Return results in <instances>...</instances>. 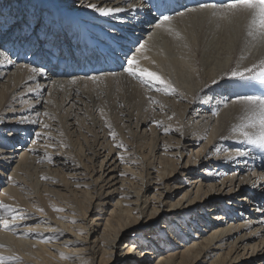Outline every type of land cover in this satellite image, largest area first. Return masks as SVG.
Segmentation results:
<instances>
[{"label": "bare ground", "instance_id": "bare-ground-1", "mask_svg": "<svg viewBox=\"0 0 264 264\" xmlns=\"http://www.w3.org/2000/svg\"><path fill=\"white\" fill-rule=\"evenodd\" d=\"M2 2H0V14H2L0 24L5 25L7 23L5 26V30H7L8 24H11L14 19L22 21L25 18H31L33 14L36 16L46 15L50 10H53L51 5L54 2H60V0H4ZM158 2L159 0H147L144 8L116 13L110 17H100L92 12H88L86 15L77 14L81 17L83 23L80 25L79 49L75 48L77 41L75 39L71 41L72 48L75 51L74 57L67 54L69 45L65 43L66 59L56 60L52 58L49 61L48 58H43L40 55L35 57L29 55L28 57H12L15 60L14 64L0 63V83L3 77L7 76L6 81L3 80V82L5 81L4 89L0 91V131H2L1 128L14 129L19 126L26 133H23L25 137L34 135L38 139L39 136L34 133L37 122L32 123L37 119L30 117L31 120H29L28 117L26 118L29 108L46 104L47 112L54 114V117L56 115L58 117V115L60 116V113L57 114L58 108L62 104L72 103L70 105L74 106L81 101L83 104L82 110L85 109L87 100L94 102L95 99L91 97L90 93H87V90L112 88L121 93V95L119 94L123 99L122 102L121 100L119 102L121 107L126 102H134L133 107H136L138 111L147 110L146 117L142 120L136 118L135 123L138 126L141 123H146V121L155 123L149 126L148 131L151 132L152 137L145 142L152 152L158 144V132L163 134L179 133L181 137H185L186 141L189 138L195 143L202 141L201 150L207 153L204 158L209 156L206 159L213 160H206L208 161V169L215 164L226 171H228L227 169L233 171L231 175L227 176L228 171L226 176L221 178L222 186L218 188L220 193L231 195L236 190L237 193L246 191L239 203L252 198L251 200L257 202L260 206V212L261 210L264 211V151L244 143V137L240 129L243 128L244 131H249L251 134H255L257 129H252L248 124L247 116L250 114L243 111L241 104L234 102L238 94H259V92L255 88L242 87L235 80L227 78L231 70L243 71L246 67H252L253 65L257 66L254 71L259 70L260 62L264 60V40L260 38L255 30H253V35L248 34L250 17L246 13L236 12L233 14L227 12L224 7L226 0H173L178 10L182 11L184 7H188L194 8L196 11L186 12L182 17L173 14V20L165 24L163 28L156 27L159 13L155 9H152L151 14L147 11L152 3ZM131 3H133V0H111V4L125 8ZM135 3L139 5L141 0H135ZM202 3L210 6L217 5L219 9L217 15L212 14L211 7L206 10L200 9L198 6ZM16 6H18L17 11L14 13ZM169 29L172 31H169ZM177 32L180 33L179 37L175 34ZM113 37L116 38L113 39ZM4 39H7V36ZM140 44L145 45L143 50H139ZM132 56L137 58L142 67L157 71L166 80L170 81L174 90L165 92L163 86L155 82L142 81L139 77L127 76L123 71V67L126 66V59H130ZM145 56L149 59L145 60ZM152 61L155 63H152ZM33 67L43 68L44 71L43 73H33L31 71ZM54 76L77 77L57 79ZM92 76H98L99 79L93 81L90 79ZM214 79L218 81L217 84L212 83ZM73 80L76 82L72 83ZM45 90L48 92V98L42 99V101L33 100L35 96H41ZM114 94L115 97L118 95V93ZM45 95L47 96V94ZM80 95L82 98H78ZM20 99L28 104V107L25 108L22 105L23 108H21L20 103L16 104ZM116 103L114 100L109 109L103 104H100L101 106L94 104V109L97 107L95 112L99 109L100 114L119 120L120 115L118 116V112L120 114L121 111H116ZM91 115H93L92 112ZM126 115L130 119V113ZM46 116L48 117V115ZM64 117L63 120L66 119ZM49 124H52V121ZM60 124L62 123L59 122ZM157 124L159 126L158 130L155 128ZM61 127L63 128L62 125ZM233 128L236 131H233ZM6 133V131L0 133V162L6 166L16 163L15 167H11L13 178L3 188L4 192L0 195V202L7 203L14 209L11 214L0 209V246H2L0 247V256L7 259V264H146L150 262V264H238L243 258L242 253L240 254L238 251L241 250L240 248L244 251L249 248L253 252L257 251L259 245L249 247L250 244L248 245L247 242L249 238L254 237V232L241 234L244 227H241L240 224L233 223L226 227H218L212 230L209 235H204L205 237L196 233L193 236L195 239L192 243L188 240V234H184L176 226L171 225L176 221L178 211H185L187 207L193 206L198 199H204L199 194L203 184L197 186L196 194H199L198 198L195 197L190 200L188 197L185 207L181 204V201L170 203V208L165 212L169 214L165 218L167 227L158 224L148 225L147 223L155 220L161 212L160 207L154 205L153 209L149 211L150 201L147 196L142 195L140 190L133 191L134 194L131 191L127 192L125 199L120 197L114 202L110 215L102 223L100 236L98 237V234L95 236L94 234L98 231L96 230L98 226L97 219H99L96 216H101V211L104 210L102 207L114 200L112 197L113 190H104L105 186L100 185L101 180L97 178L93 183H86V193L84 194L83 191L79 196L62 194L59 188L55 189L47 186V184L44 186V189L48 191L47 196L41 194L38 183L29 180L25 176L28 168L40 155L39 157L33 156L31 152L35 151L32 149L30 153L25 151L26 153L18 155L16 152L22 149L19 146L11 153V156L4 155L2 150L4 143L5 146L10 145V140H14V137L18 135L12 132ZM163 134L162 136H164ZM7 137H10V139ZM144 140H147V138L142 139V141ZM180 141L181 139L176 143L168 141V144L163 143V145L166 146L165 149L167 150H170V147L175 148L181 158L185 156L187 146ZM121 146L123 145L121 144ZM192 152L187 153L189 154L188 161ZM239 152H246L247 155H239ZM110 153H112V148ZM154 154L153 156H155ZM144 155L146 157L147 154ZM48 156L52 158L51 154ZM198 156L202 155L198 153ZM16 158L17 160H14ZM38 161H41V159ZM53 162L55 163V161ZM151 163L144 165L147 170L151 168ZM174 164L176 166V163ZM166 165L169 164H165V167ZM216 171L214 170V172ZM173 173H170L167 178H171ZM217 177L219 178V176ZM160 178H165V176ZM111 179L113 180V177ZM56 182L53 181L52 184ZM159 183L165 185V190H170V185L167 182L163 183V179ZM228 183L229 190L227 192L222 191ZM215 184L214 182L209 184L212 191L215 189L214 193L218 191L216 190L218 184ZM59 185L61 186V184ZM66 185L68 184L66 183ZM91 185L99 195L95 199L90 197L92 188L89 189V186ZM103 191L106 193H103ZM31 192L33 196L35 195L34 198H31L33 197L31 195L29 197ZM162 193L160 192V195H164ZM211 194L209 195L212 196ZM214 196L217 197L216 194ZM107 197H110L109 201L106 199ZM132 197L135 198L131 199ZM96 200L98 202L95 203ZM218 202V210L221 209L222 213L217 214L215 222H221L225 213L231 215L229 211L226 212L229 209H226L228 208L226 203L223 206L224 202L221 198ZM55 209H62V211ZM186 215L187 212L180 215L182 221H185ZM12 216H15L16 219L13 220ZM255 216L256 213L253 212L250 217ZM143 217L145 219L143 227L145 228L148 225V232L143 237L129 238L124 247L118 248L119 242L117 241L124 230L139 225ZM4 219L9 220V229L3 227ZM231 220H234L233 216ZM208 221H205V223L213 226ZM253 222L257 223V221ZM179 223L177 221V226H181ZM243 224L248 226L246 222H243ZM199 225L201 226V224ZM187 228V232H192L190 227L187 226ZM261 228L263 229V227ZM204 231L207 232V230ZM172 233L175 236H172ZM235 234H239L236 239H234ZM171 238H176L174 243L170 240ZM160 245L166 246L165 248L170 246L174 248L172 253L162 254L160 258L153 262L150 257L159 251L157 246ZM227 246L230 249L226 252L225 248L227 249ZM118 250L120 254H116ZM61 254L68 257V259H62ZM142 255L145 258H141Z\"/></svg>", "mask_w": 264, "mask_h": 264}, {"label": "rangeland", "instance_id": "rangeland-1", "mask_svg": "<svg viewBox=\"0 0 264 264\" xmlns=\"http://www.w3.org/2000/svg\"><path fill=\"white\" fill-rule=\"evenodd\" d=\"M2 1H4V0H0L1 3H3ZM15 3H17V1H15ZM17 7L18 6L15 7L14 13H16ZM6 9H8V8H6ZM2 11H4V9H2ZM0 16H2V14H0ZM6 25H7V23L4 26H6ZM8 25H10V24H8ZM74 77H77V76H61V77L56 76L55 78L61 79V78H74ZM6 79H7V76H4L1 83H0V91H2L4 89V84H5ZM3 80H5V81L3 82ZM87 91H88L87 93L88 94L90 93L91 97L93 99H95V101L93 102V101L87 100V104L85 106V109H82V110H81V108H83V104L81 101H79V104L77 103L74 106L70 105L72 103H68V104L65 103L64 105L63 104L60 105V107L58 108V112H57V114L60 113V116L58 115V117H57V115L54 117V114H52V113L49 114L47 112V109L45 107L46 104L45 105L43 104L44 108L41 104L38 107L29 108L26 118L28 117L29 120H31V118L32 119L35 118V120L37 119L36 120L37 126H35L34 133H37V132L42 133L43 132V134H44V135L42 134L43 136L40 135L38 139H36L34 135L25 137L24 134H26V133L23 130H21V128L19 126H18V128L15 127L14 129L13 128H1L2 131H0V133L3 131H6L7 132L6 134H9L11 132L14 134H18L16 137H14V140H10V145L5 146V143H4V146L2 148L4 155L11 156V153H13V151L18 146L20 148H22L19 150V152L18 151L16 152V154H18V155L26 153L25 151H27V152L29 151V153H30L32 150L35 151V152H31V153H33V156L35 155L36 157H39V155H40V157L37 158L33 162V164L35 163L37 166L35 167V164L34 165L32 164V166H30L31 168L30 167L28 168L29 173L28 172H27L28 174L25 173V176H27V178L29 180H32V181L38 183L39 192L41 194L47 196L48 191L44 189L45 184H47V186H51L55 189L59 188V190H61L62 194L78 195L79 196V195H81V193L83 191H84V194L86 193V191H87L86 186H85L86 183L87 184L93 183L95 180H97V178L98 179L100 178V180H101L100 185L102 184L105 186L104 190H109V189H110V191L113 190V194H112L113 196L112 197L114 198V200L108 202L107 205L102 207V208H104V210L101 211V214H102L101 216H96V218H99V219H97L98 220V224H97L98 226L96 227V230H98V231H96V233L94 235L96 236L98 234L97 235L98 237L100 236V233L102 231V227H103L102 223H104L105 218H107L110 215V213L113 209L114 202L117 201L118 198L120 199V197H121V199H125L127 192L131 191L134 194V192L136 190L137 191L140 190L142 192V195L144 194L145 196H147V198L150 201L149 211L153 209L154 205L157 206L158 208L160 207L161 212L157 215L156 219L150 221L151 223H147L150 226H154L157 224L162 226V225L167 224V223H165V222H167L165 218L168 217L169 214L165 213V212L170 208V206H171L170 203L181 201V204L184 206L185 204H187L186 201H187L188 197H189L188 199L191 200L195 197L198 198L197 196L200 194L202 196V198L204 197V199H201V200L196 199L197 201L195 202V204L193 206L187 207V209H185V211H181V210L178 211V214L176 215V221L174 223H172L171 225L176 226V228L180 229V231L184 232V234H188V236H189L188 240L190 241V243H192L193 240L195 239V237H193V236H195L196 233H198L199 235L202 234L203 236L204 235L207 236L212 232V230H214L218 227L219 228H222L224 226L226 227L227 225H231L233 223L237 224V225L240 224L241 227H244V229H242L243 231H241V234L254 232L253 233L254 237H252L251 239L249 238L247 241L248 245L250 244L249 247H253L256 244L259 246H258L256 252H253V250L249 247H248L249 249H247L246 251H244V249L240 248L241 250H238V251L240 252V254L242 253L243 258L239 261L240 263H238V264H264V253H263L264 252V249H263V247H264V211L261 210V212H260V210H259L260 206L257 204V202H254L253 200H251L252 198H248L247 201H241L239 203V200H241V197H243L246 194L245 193L246 191H241L240 193H237V190H236L235 192L231 193V195L227 194V193L222 195L220 193V191L218 190V188H220L222 186L221 178L226 176L228 171L229 172H228L227 176L231 175L233 173V171H230L229 169H227L228 171H226L223 168H221V166L215 165L214 162H213V164H214L213 167L208 169L207 168L208 167V163H207L208 161H206V160H211V159H206V157L208 158L209 156H206L204 158V156L207 155V153H206V151L205 152L203 151L204 152L203 153L201 150V147H202L201 145L203 142L201 141V142L195 143V141H193L192 139L190 140L189 138H187V141H186L185 137H183V136L181 137V135L179 133H164L163 134L162 132H158V136H157L158 137V144H157L156 148L154 149V151L152 152V150H150L151 148H149V145H146L145 142H147L151 139V137H152L150 134L151 132L148 130H149V126L152 124H155V123H152L151 121H146V123H144V124L141 123L139 126L135 123L136 118L142 120L146 117L145 113H147V110L142 109V110L138 111L136 109V107H133L134 102H132V103L126 102L121 107L119 105L120 100H121V102L123 101L122 97H120L121 93H119L118 91H116L112 88L96 89V90H90V91L87 90ZM101 92H102V94H101ZM114 93H116V94L118 93V95H116V97H115ZM45 94H47V96ZM48 96H49L48 92L45 90L41 96H35V98L33 100L34 101H42V99L45 100L46 98H48ZM111 96H114V97L111 98ZM51 97H53V96H51ZM78 98H82L81 95ZM114 100H115V102H117L116 103V107H117L116 111L117 112L121 111L120 114L118 112V116L120 115L119 120L114 119L111 116L107 117L105 115L100 114L101 112H99L100 111L99 109H98V111L95 112V109L97 107L94 109V104H97L98 106L100 104H103V106H105L106 108L109 109L110 106L112 105V102H114ZM18 103L21 104V106H20L21 108H23V106L25 108L28 107L27 106L28 104H26L21 99L16 104H18ZM56 105H58V104H56ZM43 112L44 113L47 112L48 117ZM91 112L93 113L94 116L91 115ZM127 113H130V116H131L130 119L126 115ZM61 114H63V115L61 116ZM88 115H89V117H88ZM64 116L66 117V119L63 120ZM100 116H102V117H100ZM49 117L51 118L52 124H49V123H51ZM40 118H41V120H40ZM42 118H44L46 120L44 121V119L42 120ZM79 118H80V120H79ZM55 120H56V123H55ZM57 120H59V121H57ZM108 121L110 122L111 125L109 124ZM59 122H61L62 124L59 125ZM27 123H25V124H27ZM53 123H55V124H53ZM113 123H114V125H112ZM45 124L48 127L42 126ZM66 124H67V126H66ZM97 124H98V126H97ZM58 125H59V127H58ZM61 125L63 126V128L61 127ZM95 126H96V128H95ZM103 126H105V127H103ZM108 128H109V130H108ZM155 128L159 129L158 124L156 125ZM46 132H48V133H46ZM113 132L115 133L114 137L110 134ZM50 133H51V135H50ZM97 133H99V134L97 135ZM162 134L164 136H162ZM53 135H55V136H53ZM118 137H119V139H118ZM145 137L147 138V140L142 141V139ZM177 137H178V139H177ZM7 138L10 139V137H7ZM179 139H181V141H180L181 143H184L187 146L186 151L184 153L185 156L183 155L184 157H181V158L179 157V154H177V152L175 151V148H171L169 146L170 148L169 147L168 148L170 150H167V149H165L166 146L163 145V143L168 144L169 142L176 143ZM64 140H65V142H63ZM94 141H96V142H94ZM98 142H99V146H98ZM62 143H63V145H62ZM105 144H106V146H105ZM121 144L123 146H121ZM139 144H141V145H139ZM70 145H72V146H70ZM11 146H13V147H11ZM139 146L142 148H140ZM111 148H112V153H110ZM138 148H140V149H138ZM4 149H5V151H4ZM199 150H201V151H199ZM190 151H193V152H192V155L190 157V160L188 161L187 159H189ZM45 152H47L48 155H50V154L52 155L53 161H55V163L52 161V158L48 159L49 156L46 155L47 153H45ZM187 153H189V154H187ZM198 153L201 154L202 156L197 157ZM43 154L45 157L43 156ZM120 154H122V155H120ZM144 154H147L146 157ZM153 154L155 156H153ZM172 154H174V155H172ZM46 156H47V158H46ZM43 157H44V159H43ZM40 159H41V161H38ZM14 160H17V158ZM56 160H57V162H56ZM7 161H10V160H7ZM50 161L53 163H51ZM133 161H134V163H133ZM190 161H191V164H190ZM211 161H213V160H211ZM149 162L150 163L152 162L151 163L152 165H151V168H148V170H147L146 166H144V165H146V163H149ZM194 162H195V164H194ZM41 163L43 166L41 165ZM153 163H154V165H153ZM174 163H176V166H174L175 165ZM186 163H188V164L185 165ZM165 164H169V165H166V167H165ZM162 165H164V166H162ZM15 166H16V163H12L11 166H6L0 162V183H1L0 195H2L4 192L3 188H5L7 186V183L13 178V176H12L13 170L11 169V167H15ZM34 167H35V169H34ZM173 167H177V168H173ZM206 170H208V171H206ZM214 170H217V171L214 172ZM148 171H150V172H148ZM207 172H209V173H207ZM170 173H173L172 177L167 178V176ZM183 173H185V174H183ZM44 174H45V176H44ZM216 174H217V176H219V178L216 176ZM28 175H30L31 177ZM38 175L41 177H39ZM74 175H75V177H74ZM161 176L162 177L165 176V178H166V179L162 178L163 183L167 182L170 185L171 188H170V190H168L169 192L167 190H165L164 184L159 183L160 180H162L160 178ZM42 177H46V180L43 179ZM111 177H113L114 181L111 179ZM208 177L211 179H209ZM213 180H215V181H213ZM53 181L54 182L57 181L56 183H53L55 185L52 184ZM209 182L211 184H213V182H214V184L216 183L215 185L218 184L217 185L218 187L216 186V190H218L216 193H214L215 189L213 191L211 190V186L209 185L210 184ZM220 182H221V184H220ZM57 183H58V185H57ZM66 183L68 185H66ZM75 183L80 184V185H76ZM191 183H192V185H191ZM59 184H61V186ZM199 184H203L202 189L200 190L199 194H196L197 188H198L197 186ZM224 187L225 188L222 189V191L227 192L229 190V183ZM89 189H91L90 190V195H91L90 197H93L94 199L99 197L98 192L95 191V189L93 190L92 185L89 186ZM42 190H44V192H42ZM160 192H163L162 194H164V195H160ZM33 193L35 194V192H33ZM77 193H79V194H77ZM103 193H106V192L103 191ZM186 194H188L187 197H186ZM209 194H211L212 196H210ZM214 194H216L217 197H215ZM30 195L33 196L32 192L29 194V197H31ZM34 196L31 198H34ZM109 198L110 197H107L106 199L109 201ZM134 198L135 197H132L131 199H134ZM220 198L224 202L223 206H225V203H226V206L228 207L226 209H229V210H226V212L229 211L231 215L234 212L236 213V214L232 215L234 220H231L232 216L229 215V213H225V214H223L224 219L221 222L220 221L215 222V218L217 217V214L222 213L221 209L218 210V207H219L218 201L220 200ZM96 202H98V200H96L95 203ZM244 206H248V207H244ZM181 212L182 213L187 212L185 221H182L180 218V215L182 214ZM253 212L256 213L257 217L256 216L252 217V218L250 217ZM229 216H231V217H229ZM252 220L257 221V223L255 224ZM144 221H145V219L143 217V218H141L139 225H136L135 227L131 226L128 229L124 230L123 234L120 235V239L117 241V242H119L118 248L124 247L125 243H128L127 240H129V238H133L135 236L143 237L144 234L148 232V230H147L148 225L145 228L143 227ZM177 221L180 222L179 225L181 224V226H177ZM200 221H203V222H200ZM205 221L210 222L211 224H213V226L206 224ZM247 221H249V222H247ZM243 222L248 223V226L250 223V226L248 227L246 224V226H247L246 227L243 224ZM199 224H201V226ZM220 224H222V225H220ZM165 226L167 227V225H165ZM187 226L191 228L190 230H192V232H190V233L187 232L188 231ZM261 227H263V229ZM204 230H207V232H205ZM205 233H207V234H205ZM171 235L175 236V235H173V233ZM171 235H169V236L171 237ZM238 235L239 234H235L234 239H236ZM175 239L171 238L170 240L172 241V243H174ZM261 242H263V244L260 245ZM240 245H241V243H240ZM163 246H161V245L157 246L158 247L157 249L159 251L154 255L150 254L151 255L150 258H152L151 260H153V262H155L158 258H160L162 254L165 255L168 253H172L174 247L170 246L169 248H165L166 246H164V247ZM176 246H178V245H176ZM229 249H230V247L227 246V249L225 248V251L227 252ZM261 249H263V250L260 251ZM243 253H245V254H243ZM116 254H120V251L118 250V253H116ZM141 258H145V256L143 257V255H142ZM146 258H148V257H146ZM150 263H146V264H150ZM115 264H117V263H115Z\"/></svg>", "mask_w": 264, "mask_h": 264}, {"label": "snow or ice", "instance_id": "snow-or-ice-1", "mask_svg": "<svg viewBox=\"0 0 264 264\" xmlns=\"http://www.w3.org/2000/svg\"><path fill=\"white\" fill-rule=\"evenodd\" d=\"M145 3H147V0H141V3L137 5L133 0V3L128 4L125 8L111 4V0H60V2H54L51 5L53 10H50L46 15L36 16L33 14L31 18H25L22 21L14 19L8 25L7 30H5L3 24H0V63L14 64L15 60L12 57H28L29 55L33 57L40 55L43 58H48L49 61L52 58L56 60L66 59L65 43L69 45L67 54L74 57L75 51L72 48L71 41L75 39L77 41L75 48L79 49L80 25L83 23L81 17L77 14L86 15L88 12H92L100 17H110L116 13L144 8ZM198 7L202 10L211 7L213 15H217L219 11L217 5L210 6L202 3ZM224 7L227 12L233 14L236 12L246 13L250 17L248 34L253 35V30H255L260 38L264 40V0H226ZM152 9L159 13L158 22L156 23L157 28H163L165 24L170 23L173 20V14L182 17L186 12L196 11V9L188 7H184L182 11L178 10L173 0H159L158 3H152L147 9L149 14H151ZM169 31L172 30L169 29ZM175 34L177 37L180 36L179 32ZM5 36H7V39H4ZM115 38L113 37V39ZM144 48V44L139 45V50ZM144 59L148 60L149 57L145 56ZM152 63L155 62L152 61ZM256 67V65L246 67L243 71L231 70L227 78L235 80L242 87L255 88L259 92V94H238L234 102L241 104L243 111L250 114L247 116L248 124L252 129H257L255 134L244 131L243 128L240 129L244 137V143L264 151V60L260 62L258 71H254ZM31 71L33 73H43L44 69L33 67ZM123 71L129 77H139L142 81L162 85L165 92L174 90L170 81L166 80L157 71L142 67L135 56L126 59V66L123 67ZM90 79L96 81L99 77L92 76ZM75 82V80L72 81V83ZM212 83L217 84L218 81L214 79ZM44 114L48 115L47 113ZM32 123H36V121H32ZM44 127L48 126L45 124ZM233 131H236V129L233 128ZM110 134L113 137L115 136L114 132ZM35 135L40 136L41 133ZM238 154L247 155L246 152H239ZM42 178L46 179V177ZM0 209L9 214L14 211L12 206L3 202H0ZM55 210L62 211V209ZM12 219L15 220L16 217L12 216ZM3 227L5 229L10 228L8 219L3 220ZM61 258L68 259L63 254H61ZM0 264H7V259L0 256Z\"/></svg>", "mask_w": 264, "mask_h": 264}]
</instances>
